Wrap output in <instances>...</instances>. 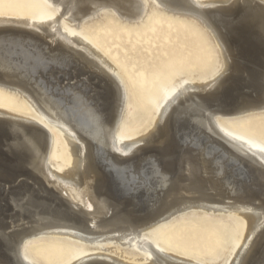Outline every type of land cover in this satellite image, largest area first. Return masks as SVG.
I'll use <instances>...</instances> for the list:
<instances>
[{"label": "bare ground", "instance_id": "6f19581e", "mask_svg": "<svg viewBox=\"0 0 264 264\" xmlns=\"http://www.w3.org/2000/svg\"><path fill=\"white\" fill-rule=\"evenodd\" d=\"M47 1L54 15L45 20L0 17V88L35 111L31 120L0 109V264H33L23 246L45 234L83 243L90 255L72 264H199L161 251L148 234L194 210L232 213L240 224L224 264H264V148L217 122L264 110V1ZM158 6L191 18L216 62L192 85L178 82L149 130L125 141L117 130L126 88L116 67L63 22L89 25L107 11L135 22ZM64 55L91 69L72 72L87 77V98L49 90L57 67L49 62ZM208 95L220 110L191 103ZM179 102L193 112L192 135L171 123ZM57 138L65 153L53 159Z\"/></svg>", "mask_w": 264, "mask_h": 264}, {"label": "rangeland", "instance_id": "374dc122", "mask_svg": "<svg viewBox=\"0 0 264 264\" xmlns=\"http://www.w3.org/2000/svg\"><path fill=\"white\" fill-rule=\"evenodd\" d=\"M104 14V18L89 25H63L91 42L116 67L126 88L117 133L128 141L126 138L139 137L149 130L160 105L178 82L192 85L193 76L204 77V71L214 66L216 56L201 29L186 16L159 6L135 22L123 21L110 11ZM52 15L54 8L47 0H0V17L45 20ZM0 109L31 120L35 113L26 98L2 88ZM217 122L239 139L264 148V110L219 115ZM60 152L64 155L65 149L57 138L51 158L57 159ZM240 233L241 226L232 213L194 210L156 224L148 234L166 253H178L199 264H224ZM134 252L143 254L136 249ZM23 254L33 264H72L90 255L83 243L73 237L46 234L28 239Z\"/></svg>", "mask_w": 264, "mask_h": 264}, {"label": "snow or ice", "instance_id": "6c2138e0", "mask_svg": "<svg viewBox=\"0 0 264 264\" xmlns=\"http://www.w3.org/2000/svg\"><path fill=\"white\" fill-rule=\"evenodd\" d=\"M57 65L56 69L52 70L51 79L47 80V86L49 90L56 96H73L80 98H87V92L89 85L87 83V77H83L81 80L72 78V72L84 70L85 72L91 71L89 66L76 60L74 57L67 55L60 56L59 61H51ZM48 67H45L42 75L47 76ZM58 73V75H57ZM192 104H196L201 108V111L212 110L218 111V101L214 95H208L201 97L199 101L193 99ZM188 102H179L175 108L172 116L170 117L171 123L177 128L186 131L189 135L195 133L196 128L193 124V112L187 107Z\"/></svg>", "mask_w": 264, "mask_h": 264}]
</instances>
